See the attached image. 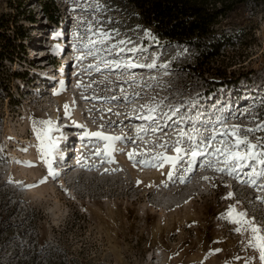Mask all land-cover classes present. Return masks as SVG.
<instances>
[{
    "label": "rangeland",
    "instance_id": "obj_1",
    "mask_svg": "<svg viewBox=\"0 0 264 264\" xmlns=\"http://www.w3.org/2000/svg\"><path fill=\"white\" fill-rule=\"evenodd\" d=\"M46 1L54 9L44 11L39 0H0V15L9 19L0 43L10 36L0 49V264H224L255 255L241 244L247 233L232 231L236 225L220 215L234 205L264 226V202L257 199L264 198V179L250 187L196 166L186 183L172 182L169 164L141 166L128 153L144 160L175 155L160 145L174 144L184 124L137 136L142 125L155 127L137 118L148 114L142 106L153 105L169 114L179 108L208 136L240 126V137L264 150V131H246L264 123V0L238 2L228 11L215 32L233 45L206 63L194 46L155 37L127 0ZM89 27L111 33L106 43L117 47L101 53L109 60L156 66L86 71L99 58L85 54L77 61L83 53L74 44ZM125 93L139 95L126 101ZM111 97L118 99H103ZM32 118L54 124L49 136L57 146L44 159L34 146ZM111 121L115 126L101 127ZM86 131L131 137L134 143L116 142L114 162L101 163L95 153L103 152L105 142L81 139ZM232 143L231 137H217L211 149ZM45 159L57 177L49 175ZM217 248L219 253L208 255Z\"/></svg>",
    "mask_w": 264,
    "mask_h": 264
},
{
    "label": "snow or ice",
    "instance_id": "obj_2",
    "mask_svg": "<svg viewBox=\"0 0 264 264\" xmlns=\"http://www.w3.org/2000/svg\"><path fill=\"white\" fill-rule=\"evenodd\" d=\"M102 6L97 4L95 6L96 11L101 10ZM145 35L148 36V30H145ZM73 36H77V33H73ZM100 37L96 39L94 37ZM111 39V33L105 32L103 29H97L95 32L89 27L86 29V34L83 38L79 39L74 47H77L79 51L83 54L77 55L75 59L81 61L85 59V54L90 55L94 58H99V63L97 65H88L85 69L86 71H100V65H103L106 68H135V67H149L153 68L155 64L148 65H137L128 61H116L109 60L106 56L101 55V53H110L112 48L117 47V45L106 43ZM120 44H124L125 41H119ZM125 49L120 48L118 52H123ZM128 51L138 52V49H129ZM161 67H167V65H161ZM78 87H82L78 83ZM123 91V90H122ZM55 95L59 94V91L54 92ZM139 93H132L131 95L125 93L124 100L130 101L132 98L138 96ZM87 99V97H85ZM106 100H115L117 97L103 98ZM147 108L148 114L145 116H138L137 118L145 121H152V124L148 126H141L137 130V136L142 132H147L151 130L152 132H158L163 127H167L170 124L177 126L184 124L185 127L181 129L178 133V138L174 144H169L165 142L160 145V147L167 149L169 147L173 148L175 155L168 156L165 153L156 154L153 156L152 160L138 159L141 154L137 153L135 156L133 153H128V158L133 161L134 164L139 163L141 166L148 167H159L163 168L164 164L167 163L170 165V168L167 172V178L175 182L179 180L181 183H186L191 179L190 174H194L196 166L204 168H212L218 173L227 174L233 176L238 182L246 183L250 187H255L258 185L260 179H264V150L257 151V148L261 146L258 144L250 143L246 138H241L239 135V127L233 126L231 130L227 128H222L217 131H214L211 136L207 135V132H201L198 125L193 121L191 115L185 114L183 116L179 115L180 109L173 108L169 112H161L158 105L142 106ZM195 103L193 108H195ZM67 109V106H65ZM104 111V110H101ZM106 111H111L107 109ZM68 115V112H65ZM176 117H179L178 119ZM115 121L109 122L108 125H101V127H112L115 126ZM223 123V118H218L217 124ZM191 124V127L188 125ZM54 124L51 120H42L38 118H32L31 129L36 137L38 143L34 145L39 149L42 156L41 158L51 155V152L57 146V142L51 140L49 133L51 132ZM82 127V126H81ZM246 131H264V123L257 125L255 129H246ZM91 137L98 138L105 142V147L103 152L97 150L95 155L100 157L101 163L105 162H114L111 159V154L119 151L115 148L116 142H133L131 137L124 136H113L105 134L101 131L96 132H85L84 137L81 139ZM221 137L226 140L229 137L233 139V143L228 147L211 149V143L217 138ZM8 139H12L9 137ZM33 145H29L31 147ZM4 151L3 146H0V153ZM20 151H27V148H22ZM3 158V157H0ZM154 161V162H153ZM20 163V161H16ZM44 162L49 166V175L52 177H57V173L51 166V161L45 159ZM79 163V161H78ZM217 163H221L223 167H215ZM26 166H32L30 162L26 163ZM88 167H96V165H85ZM247 169L248 171H245ZM108 170L105 169V172ZM182 173V174H181ZM47 177L44 180H41L40 183L45 182ZM203 179L208 180L209 177H204ZM19 183V182H17ZM139 184L140 181H137ZM34 185H27V187H32ZM152 185H150L151 187ZM167 186V185H165ZM260 188H264V185H259ZM232 193L228 194V197H232ZM258 200L264 202V198L257 197ZM220 218L224 219L226 222L236 225L232 231L244 235L247 233L246 239L241 241V244L245 249H251L256 254L249 257H241L239 255L234 256L231 260H225L224 264H233L234 261L244 260V264H250L251 261H258V264H264V226L257 225L254 218H249L245 212L237 211L234 205H229L228 208L221 213ZM219 242V241H216ZM221 249L217 248L211 250L208 255H213L219 253ZM207 259V256L205 257Z\"/></svg>",
    "mask_w": 264,
    "mask_h": 264
},
{
    "label": "trees",
    "instance_id": "obj_3",
    "mask_svg": "<svg viewBox=\"0 0 264 264\" xmlns=\"http://www.w3.org/2000/svg\"><path fill=\"white\" fill-rule=\"evenodd\" d=\"M247 0H127L137 11L140 21L150 28L152 34L167 41L194 46L199 50L203 63L217 59L225 46H232V38L226 34L216 35V25L238 2ZM255 4L259 0H251ZM44 11L52 5L39 0ZM52 15H47V18ZM0 15V34L9 27V19ZM3 31V32H2ZM3 44L10 36H2ZM225 73V72H223Z\"/></svg>",
    "mask_w": 264,
    "mask_h": 264
},
{
    "label": "bare ground",
    "instance_id": "obj_4",
    "mask_svg": "<svg viewBox=\"0 0 264 264\" xmlns=\"http://www.w3.org/2000/svg\"><path fill=\"white\" fill-rule=\"evenodd\" d=\"M58 47V46H57ZM59 48V47H58ZM64 171H67L68 169H69V166H68V164L64 167Z\"/></svg>",
    "mask_w": 264,
    "mask_h": 264
}]
</instances>
